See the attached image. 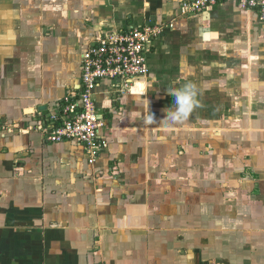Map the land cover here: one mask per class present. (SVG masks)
Wrapping results in <instances>:
<instances>
[{"label":"crops","instance_id":"crops-1","mask_svg":"<svg viewBox=\"0 0 264 264\" xmlns=\"http://www.w3.org/2000/svg\"><path fill=\"white\" fill-rule=\"evenodd\" d=\"M182 1L0 0V264H264V105L239 137L225 129L218 140L216 75L195 63L215 29H245L261 70L264 23L234 2L183 15ZM149 20L174 21L138 91H97L103 153L89 160L76 143L30 130L76 88L97 34ZM171 51L209 79L191 83L198 103L179 122L160 76ZM258 77L264 86V69ZM249 96L261 103L264 89Z\"/></svg>","mask_w":264,"mask_h":264},{"label":"built area","instance_id":"built-area-1","mask_svg":"<svg viewBox=\"0 0 264 264\" xmlns=\"http://www.w3.org/2000/svg\"><path fill=\"white\" fill-rule=\"evenodd\" d=\"M224 2L236 3L264 23V0H183L181 13L197 16ZM171 24L149 20L141 25L102 30L80 55L76 88L58 102L55 112L40 119L30 130L40 133L49 143H76L89 160L103 153L108 143L100 134L104 120L96 100L98 89L119 95L131 93L148 77V56Z\"/></svg>","mask_w":264,"mask_h":264},{"label":"rangeland","instance_id":"rangeland-1","mask_svg":"<svg viewBox=\"0 0 264 264\" xmlns=\"http://www.w3.org/2000/svg\"><path fill=\"white\" fill-rule=\"evenodd\" d=\"M170 21L172 23L174 20ZM135 22L141 23V19L138 18ZM114 27L118 26L114 25ZM215 30L217 34L210 35L214 38L212 41L213 44H211L210 47L205 46L204 49L200 51V54L197 55L198 60L195 61V63L198 64V62H200L204 66V70L203 72L201 71L200 75L206 74V76H209V73L216 75L215 80L211 77V82L213 83L211 84L216 86L218 97L214 100L215 113L211 114L210 120L212 124L216 126L217 139L226 140L228 136L226 137L224 134L225 129H233V135L239 137L241 123L248 121L250 115H256L258 104L264 105L263 99V102L260 103V99L254 96L241 97V94L248 93L251 89H264L263 84H260V81H258L260 80L258 74L262 73V69L264 68L261 67V70L258 69L257 62L258 59H261L258 54L262 50L257 46V41L248 40L245 29H231V31L228 30V32H226V29ZM241 33L245 36L242 37ZM205 37L208 39L209 34ZM241 37L244 41H242ZM191 46H193V44L189 47ZM168 56L171 57L172 61L168 64H163V67H165L163 68L162 74H160L162 77L161 80L166 79L165 82L169 83L165 84L167 85V89H174V91H176L177 89H182L184 85L191 83H196L197 85H201V87L208 84L205 83V80H209L208 78L204 77V79L196 75L199 74L196 64L180 65L176 62V60H179V55L173 51H171ZM193 57H195V55H192V58ZM152 59L153 55L149 56V64L152 62ZM203 61L206 62L203 63ZM210 61H214L215 64H212ZM202 65H200V70H202ZM188 69H191L190 73H188L189 76L185 77L186 70ZM171 96L173 95L171 94ZM172 100L175 101L174 96ZM154 101H156V98ZM199 119L200 121H204L203 116ZM195 123H197L196 120ZM234 138L237 137L234 136ZM218 145L220 147V142H218ZM224 145L230 146L226 143H224ZM239 160L234 161V168L238 167V169H241ZM211 165L212 164L209 163L207 167Z\"/></svg>","mask_w":264,"mask_h":264},{"label":"clouds","instance_id":"clouds-1","mask_svg":"<svg viewBox=\"0 0 264 264\" xmlns=\"http://www.w3.org/2000/svg\"><path fill=\"white\" fill-rule=\"evenodd\" d=\"M194 87L192 84H187L182 89L171 92L175 97L176 111H170L167 117H170L175 122L182 121L188 117L198 103Z\"/></svg>","mask_w":264,"mask_h":264},{"label":"bare ground","instance_id":"bare-ground-1","mask_svg":"<svg viewBox=\"0 0 264 264\" xmlns=\"http://www.w3.org/2000/svg\"><path fill=\"white\" fill-rule=\"evenodd\" d=\"M133 91H135V90L133 89Z\"/></svg>","mask_w":264,"mask_h":264}]
</instances>
